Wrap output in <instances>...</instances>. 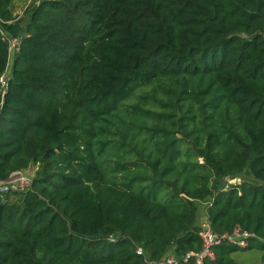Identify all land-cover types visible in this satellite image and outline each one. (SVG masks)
I'll list each match as a JSON object with an SVG mask.
<instances>
[{
  "label": "trees",
  "instance_id": "obj_1",
  "mask_svg": "<svg viewBox=\"0 0 264 264\" xmlns=\"http://www.w3.org/2000/svg\"><path fill=\"white\" fill-rule=\"evenodd\" d=\"M13 1L0 0V76L4 36L20 39L0 91V180L36 170L25 192L0 195V264L182 259L202 248L205 216L217 233L252 236L180 264H238L254 248L264 264V0H42L23 19ZM148 85L184 110L194 159L178 149L110 182L96 144ZM241 175L253 180L226 187ZM148 179L151 191L133 189Z\"/></svg>",
  "mask_w": 264,
  "mask_h": 264
},
{
  "label": "rangeland",
  "instance_id": "obj_2",
  "mask_svg": "<svg viewBox=\"0 0 264 264\" xmlns=\"http://www.w3.org/2000/svg\"><path fill=\"white\" fill-rule=\"evenodd\" d=\"M38 1L14 0L12 9L16 18H26L29 8ZM153 87V85H148L137 89L130 103H133L132 100L136 101L134 103L139 102V108L135 110L126 102L122 107L121 117L117 120L118 123L111 126L113 134H101V140L104 142L109 140V143L106 146H103L101 142L96 144L99 161L110 182L116 179L118 171L123 170L120 173L126 175L129 172L132 174L143 171L146 163H148V167L144 171L147 174L152 173L153 163L158 159H162L164 163L169 159L172 152L178 149L181 150L182 154L192 155L191 158L194 159L195 138H193V135L186 137L182 134L184 110H179L176 103L170 100L174 95L164 93L161 86L157 87V91H154ZM154 97L169 101L171 104L163 106L155 102ZM185 158L183 156L178 159L185 160ZM138 163L139 165L134 166ZM35 170L36 166L32 165L24 172L31 178ZM235 179L234 183L227 182L226 187L229 184H240L244 180H253L251 176L247 175H241L235 177ZM142 186H147L144 189L145 192L151 191L152 180L148 179L145 183L137 182L135 188L132 187L137 190ZM169 193V188L162 185L156 192V197L158 200L165 202L169 197ZM14 198L16 197L14 196ZM205 206V204H200L201 216L204 215ZM233 257L238 264H260L262 262V251L257 248L241 250L235 252Z\"/></svg>",
  "mask_w": 264,
  "mask_h": 264
},
{
  "label": "built area",
  "instance_id": "obj_3",
  "mask_svg": "<svg viewBox=\"0 0 264 264\" xmlns=\"http://www.w3.org/2000/svg\"><path fill=\"white\" fill-rule=\"evenodd\" d=\"M32 0H29L31 2ZM42 0H39L41 2ZM37 4V3H36ZM29 7V6H28ZM4 39L8 41L9 45V57L12 61L14 53L18 50L20 43L19 38H12L9 36H4ZM12 57V58H11ZM10 61L6 71L0 76L1 83V93L4 95L7 89V81L9 79L10 73ZM236 179L227 177L226 181L229 183H234ZM31 185V178L25 174L22 170L13 171L7 179L0 180V195H6L11 193H23ZM230 185V184H229ZM227 185V187L229 186ZM200 236L202 240V248L197 251H189L185 256L180 259L175 254H168L161 258L160 260L153 261V264H180L181 260L187 262L191 259L195 260L197 263H202L204 260H215L216 252L215 247L224 240H229L238 243L240 246L247 245V237L252 236L251 233L236 230L232 234H220L213 230L211 222L207 216H205L200 223ZM138 254H144V250L141 246L137 247Z\"/></svg>",
  "mask_w": 264,
  "mask_h": 264
}]
</instances>
